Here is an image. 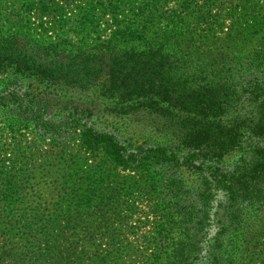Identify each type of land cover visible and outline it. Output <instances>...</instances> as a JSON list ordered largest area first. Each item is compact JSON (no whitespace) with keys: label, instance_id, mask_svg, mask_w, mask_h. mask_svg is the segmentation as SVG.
Returning <instances> with one entry per match:
<instances>
[{"label":"trees","instance_id":"1","mask_svg":"<svg viewBox=\"0 0 264 264\" xmlns=\"http://www.w3.org/2000/svg\"><path fill=\"white\" fill-rule=\"evenodd\" d=\"M66 1L23 0L39 16L25 24L0 12V122L53 146L77 129L89 157L145 175L151 264H264L249 256L264 245V0H86L72 20Z\"/></svg>","mask_w":264,"mask_h":264},{"label":"rangeland","instance_id":"2","mask_svg":"<svg viewBox=\"0 0 264 264\" xmlns=\"http://www.w3.org/2000/svg\"><path fill=\"white\" fill-rule=\"evenodd\" d=\"M84 1L67 0L66 16L72 20ZM14 2L0 0L3 17L22 24L39 20L35 11L30 17L23 13V0ZM60 111L51 108L50 117L64 118ZM122 121L90 119L98 129L116 127L129 143L158 142L150 129ZM63 135V145L38 144L31 132H13L0 122V195L7 196L0 198V216H8L0 220V264L153 263L160 256L161 240L149 180L115 168L107 157H89L77 129ZM9 196V205L2 202ZM249 256H264V245Z\"/></svg>","mask_w":264,"mask_h":264}]
</instances>
